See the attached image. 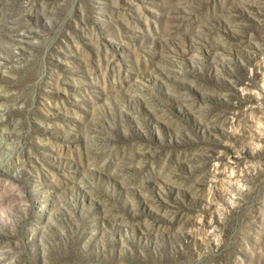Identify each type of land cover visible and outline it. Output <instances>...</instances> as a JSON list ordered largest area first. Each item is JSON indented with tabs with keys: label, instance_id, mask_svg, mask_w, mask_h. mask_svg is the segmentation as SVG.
<instances>
[{
	"label": "rangeland",
	"instance_id": "obj_1",
	"mask_svg": "<svg viewBox=\"0 0 264 264\" xmlns=\"http://www.w3.org/2000/svg\"><path fill=\"white\" fill-rule=\"evenodd\" d=\"M0 145V264H264V0H0Z\"/></svg>",
	"mask_w": 264,
	"mask_h": 264
},
{
	"label": "bare ground",
	"instance_id": "obj_2",
	"mask_svg": "<svg viewBox=\"0 0 264 264\" xmlns=\"http://www.w3.org/2000/svg\"><path fill=\"white\" fill-rule=\"evenodd\" d=\"M6 150H7V147L6 146H4V145H0V154H5V152H6ZM8 152V151H7Z\"/></svg>",
	"mask_w": 264,
	"mask_h": 264
}]
</instances>
